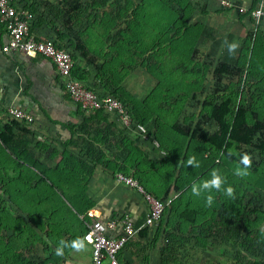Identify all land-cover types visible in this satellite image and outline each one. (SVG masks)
Masks as SVG:
<instances>
[{
	"label": "rangeland",
	"instance_id": "obj_1",
	"mask_svg": "<svg viewBox=\"0 0 264 264\" xmlns=\"http://www.w3.org/2000/svg\"><path fill=\"white\" fill-rule=\"evenodd\" d=\"M30 1L49 10L71 47L84 49L83 57L79 50L73 52L78 67L88 76L100 77L108 90L122 97L144 118L151 134L171 142L162 146L165 158L153 149H142V153L150 155L147 161L156 170L168 177L173 174L175 186L185 191L172 192L171 204L160 220L123 248L120 264H264V35L258 33L260 20L257 25L252 21L247 36L236 39L240 47L230 55L226 45L217 53L222 37L214 29L207 37L198 35L190 5L183 32L175 27L180 22L167 13L168 0ZM201 46L207 48L202 52ZM225 97L230 98L228 121L240 107L247 125L253 121L263 125L262 135L255 134L249 145L231 148L233 159H225L206 144L217 130L208 118L210 107ZM7 120L0 130V154L5 155L0 156V264H89L88 247L79 252L67 247L63 256L55 255L59 242L70 244L82 224L65 206L62 217L49 216L47 208L58 210L56 202L61 198L53 180L40 183L43 188L35 202L29 198L33 214L25 210L23 192L8 202L13 166L7 151ZM172 124L184 135L172 131ZM206 151L219 162L202 164ZM243 153L252 157V165L249 175L241 178L234 171L237 166L243 168ZM192 156L199 167L186 166ZM212 169L226 178L235 193L228 197L212 190L213 204L206 206L204 197L209 193L194 197L190 189L195 182L211 179ZM20 179L23 190V175ZM39 209L46 213L43 220ZM184 210L189 218L179 215Z\"/></svg>",
	"mask_w": 264,
	"mask_h": 264
},
{
	"label": "crops",
	"instance_id": "obj_2",
	"mask_svg": "<svg viewBox=\"0 0 264 264\" xmlns=\"http://www.w3.org/2000/svg\"><path fill=\"white\" fill-rule=\"evenodd\" d=\"M222 1L231 7L222 6ZM254 3L255 0H168L167 13L174 22H180L178 26L173 25L181 31L187 25L190 5L192 25L198 27V35L207 37L206 34L212 35L214 29L216 36L222 37L217 49V53H221L226 39L235 42L251 32L253 26L248 12ZM258 33L264 35V16L259 21ZM5 40L4 29L0 26V46ZM205 47L201 46L200 51L203 52ZM79 69L77 74L80 77L96 78L88 76L84 68ZM62 90L61 81L48 60L35 55L0 52V130L8 119L7 146L24 155V160L19 161L24 168L23 174L22 170L16 172L14 164L9 161L13 170L8 176L12 189L8 202L12 203V197L15 200L23 192L25 210L33 214L29 198L36 201L43 188L40 183L37 186L36 181L47 178V181L55 182L61 193V202H56L58 210L52 212L47 208L49 216L56 213L62 217L61 208L65 206L82 224L77 226L73 240L81 238L84 223L89 221L88 217L81 221L80 215L95 214L101 219L128 216L141 221L147 211L146 203L133 190L116 184L114 174L121 172L137 179L148 192L159 198L171 189L173 174L168 177L148 163L150 155L146 157L142 153L151 151L148 144L115 129L109 115L82 113ZM8 108L29 113L33 121L29 124L13 121L6 112ZM31 162L40 166V172L31 166ZM41 172L46 178L40 175ZM22 175L23 190L20 183ZM38 203L42 205L40 200ZM37 214L42 220L46 216L43 209H39ZM124 257V251L120 252L119 262Z\"/></svg>",
	"mask_w": 264,
	"mask_h": 264
},
{
	"label": "built area",
	"instance_id": "obj_3",
	"mask_svg": "<svg viewBox=\"0 0 264 264\" xmlns=\"http://www.w3.org/2000/svg\"><path fill=\"white\" fill-rule=\"evenodd\" d=\"M226 8L231 4L220 2ZM34 8V11L30 9ZM255 25L264 16V0H255L248 12ZM0 26L3 27L6 40L0 46L3 54L22 53L35 55L48 60L54 67L55 76L61 81L69 100L84 114L101 112L112 117L113 124L123 133L131 134L148 144L161 156L158 144L146 127L130 116L127 106L108 93L98 78L89 80L73 76L76 61L69 49L67 39H59L64 34L63 27L56 22L47 8L34 4L30 0H0ZM15 122L29 124L31 115L15 108L6 110ZM114 182L133 190L147 205V211L141 221L128 216L101 219L95 214L80 215L89 221L84 223L81 238L90 250L89 264H120L118 255L140 231L153 227L163 215L172 198L157 199L146 192L138 181L129 175L114 174ZM90 241V242H89Z\"/></svg>",
	"mask_w": 264,
	"mask_h": 264
},
{
	"label": "trees",
	"instance_id": "obj_4",
	"mask_svg": "<svg viewBox=\"0 0 264 264\" xmlns=\"http://www.w3.org/2000/svg\"><path fill=\"white\" fill-rule=\"evenodd\" d=\"M30 9L34 11L33 7H30ZM57 36L59 39H62V38L67 39L69 49L71 50L72 53L74 51L79 50L81 52V56L82 57L85 56L84 49L81 46H79V45H74L73 47L70 46L69 39L66 36L65 32H64V34H61V35L57 33ZM79 71H80V69L77 66V64L74 65L73 72H72L73 76H75L79 79H84V77H85L84 75H83V77H80L77 74ZM96 78H98L100 81H102L100 77H96ZM102 87L105 88V90L108 93H110L112 96L116 97L118 100L123 102L127 106L129 113H130V116L133 119H135L137 122H139L140 124L144 125L146 127L147 131H149L144 118L141 115H139L135 110H133L131 107H129L127 105V102L122 97H120V96L116 95L115 93L111 92L110 90H108L106 88L107 86L106 87L104 86L103 81H102ZM63 93L66 95L65 91H63ZM229 103H230V98L225 97L218 105H212L210 107L208 118L212 119L216 123L217 130L213 134L209 135L206 138L207 146L210 149H212L213 151H215L217 154L219 153L220 156L224 157L225 159H233L234 158L233 156L227 155V152L229 149H231L232 147H237L239 145H242V146L249 145V143L251 142V140L255 136V134H260V136L262 135L261 131L263 128V125L258 121H253L251 125H247L245 122V110L240 108V107L235 109L231 120L228 121L226 119V117L229 113ZM96 113H101V112H95V114ZM113 127H114V125H113ZM115 129H117V128H115ZM117 130L120 131L119 129H117ZM171 130L176 132V133H179L181 135H184V132L181 129H179L175 124L171 125ZM195 130H196V127L192 130L191 136L194 134ZM150 134H151V132H150ZM151 135L153 136V138L157 142L159 150L164 152V155H165L164 158H165L167 153H166V150H164L162 148V146L168 147L169 146L168 144H170L171 142L169 143L167 140H165L163 137H161V135H157L158 138L153 133ZM263 148H264V143L262 142L261 149H263ZM7 151H8V158L10 157L9 158L10 162L14 164L13 166L16 168V172L19 170H23L24 168H23L22 164L19 163V161L24 160L23 159L24 155H22L21 153H19V154L15 153L8 146H7ZM0 156H5V155L3 152H1ZM202 157H203L202 164H204V165H206L205 161H207V162L209 161L212 163H218L219 162L218 157L214 156L213 153L210 151H206ZM30 164H31V166L34 167V169H36L38 172H40V166L36 162H31ZM117 173H121V172H117ZM40 175H43V177L46 178V175H44V172H41ZM199 176H201V174H198V176H196L195 178H197ZM37 182L41 183V182H44V180L37 179ZM138 183L141 185V183L139 181H138ZM191 183H192V181H191ZM191 183H188L187 186L190 185ZM177 187L178 186H175V180H174L171 189L169 191H166L167 193L163 197H161V198L155 197L150 192L149 193L157 199H164L167 196L171 197L172 192H175V190H176V192H179V193H182L185 191L184 187H180V186H179V188H177ZM142 188L144 190H146L143 186H142ZM234 201L238 206L240 205V201H238V199H236ZM170 204H171V202H170ZM164 212H163V214H164ZM190 214H192V211L190 212ZM179 215L181 216V218H185L186 216H187V218H189V214H186L185 210L182 211ZM145 230L140 231L138 234H140L141 232H143Z\"/></svg>",
	"mask_w": 264,
	"mask_h": 264
},
{
	"label": "clouds",
	"instance_id": "obj_5",
	"mask_svg": "<svg viewBox=\"0 0 264 264\" xmlns=\"http://www.w3.org/2000/svg\"><path fill=\"white\" fill-rule=\"evenodd\" d=\"M225 45L230 55H234L236 50L240 47L239 42L225 41ZM233 154V151L229 149L227 155L232 156ZM240 164L243 165V168L237 166L234 171V175L244 178L249 175L248 169L251 168L252 157L248 153L241 154ZM186 166L199 167L200 165L199 162L196 160V157L192 156L187 159ZM210 176L211 179L195 182L191 185L190 191L192 196L200 197L203 193H209L204 197L206 206H211L213 204L214 195L211 194L212 190H215L216 192L223 191L226 196L234 197L235 188L232 185L227 184L226 178L223 177L217 169H212ZM67 247H71L75 251L79 252L84 250L86 245L83 238L74 239L70 244L61 240L58 246L56 247L55 255L57 257L63 256L64 249Z\"/></svg>",
	"mask_w": 264,
	"mask_h": 264
}]
</instances>
